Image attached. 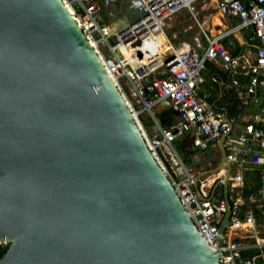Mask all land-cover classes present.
<instances>
[{"label":"water","instance_id":"water-1","mask_svg":"<svg viewBox=\"0 0 264 264\" xmlns=\"http://www.w3.org/2000/svg\"><path fill=\"white\" fill-rule=\"evenodd\" d=\"M160 110L178 116L169 101ZM226 136L197 179L228 170L212 248L62 1L0 0V264H221Z\"/></svg>","mask_w":264,"mask_h":264},{"label":"built area","instance_id":"built-area-1","mask_svg":"<svg viewBox=\"0 0 264 264\" xmlns=\"http://www.w3.org/2000/svg\"><path fill=\"white\" fill-rule=\"evenodd\" d=\"M61 1L100 57L149 151L168 176L206 243L212 248L217 246L225 203L221 187L213 193L197 179L213 160L209 161L206 153L215 152L220 156L218 142L226 134L224 162L230 167L228 195L233 226L245 222L240 217L244 195L246 190L256 186L257 174L262 187L257 197H250V202L258 204L264 218V0H250L248 4L241 0H221L219 3V9L238 20L233 30H253L251 41L257 42L258 47L252 58L245 61L243 55L234 57L226 49L221 36H207L204 52L193 48L180 51L167 39L168 22L184 11L196 18V6L204 0H132L129 9L134 21L112 35L100 0ZM165 44L169 46L168 52H165ZM209 63H215L227 72L229 82L225 87L238 104L236 112L229 113L216 105L213 85L203 89L202 72ZM241 68L244 69L242 74L239 73ZM166 101L178 109V121L164 127L155 113ZM146 116L156 124L152 132L145 128ZM184 137L187 139L185 152H190L195 166L185 163L174 148L175 142ZM164 153L173 157L179 168L178 174L170 175L166 171L161 157ZM222 170L226 174L222 177L216 174V183L228 174L227 169ZM197 183L204 200L196 192ZM245 218L257 224L253 211L247 212ZM256 237L257 244L252 247L263 251L264 238L259 237L258 231ZM247 249L242 244L226 241L221 264L228 261L249 264L238 259ZM229 253L233 254L227 259Z\"/></svg>","mask_w":264,"mask_h":264},{"label":"crops","instance_id":"crops-1","mask_svg":"<svg viewBox=\"0 0 264 264\" xmlns=\"http://www.w3.org/2000/svg\"><path fill=\"white\" fill-rule=\"evenodd\" d=\"M120 4L122 0H119ZM122 5L120 13L117 11V7L114 10L111 9V13L104 12L108 15V19L105 21L109 24V19L120 18L123 10H128L131 15L132 12L129 9V5ZM221 0H204L199 2L196 6V18H193L187 11L182 12L177 17L168 22L165 32L167 39L180 51L186 48H193L198 52H204L207 48V36L217 37L221 36L222 44L226 49L234 56L240 57L243 55V61L251 59L256 50L257 42L251 41L253 37V30H233L238 25V20L228 15L225 10L219 9V3ZM243 3L248 4L250 0H241ZM112 8V7H111ZM106 16V15H105ZM239 50V51H238ZM238 52V53H237ZM239 73H244V69L241 68ZM244 79L243 75L240 76ZM202 78L205 81L203 89H208V85L215 87V103L218 107L230 112L233 110V106H238L231 95L226 90V84L229 82V76L222 67L215 63H209L206 65V69L202 72ZM237 108V107H236ZM161 121H165L163 125L167 127L168 124L172 125L178 121V116H173L171 111L162 112L158 110ZM236 112V109L235 111ZM190 153V152H185ZM190 155V154H189ZM186 155V157H189Z\"/></svg>","mask_w":264,"mask_h":264},{"label":"rangeland","instance_id":"rangeland-1","mask_svg":"<svg viewBox=\"0 0 264 264\" xmlns=\"http://www.w3.org/2000/svg\"><path fill=\"white\" fill-rule=\"evenodd\" d=\"M129 1L130 0H122L121 4L122 5H127L129 3ZM104 17L106 19L105 12H104ZM134 19H135V17L133 15H131V13L128 10H123L122 13H121V17L120 18L109 19L110 22H109L108 25H109V28L111 30L110 34L112 35L113 32H120V31L126 29L127 27H129L132 24ZM155 114H156V117L158 118V120L161 123V118L159 117V111L157 110ZM144 119H146L145 120V128H147L149 132L154 131L156 124L153 122V120H151L149 118V116L144 117ZM186 141H187L186 137H184L183 139H180L178 142L176 141L175 144H174V148L176 149L179 157L185 163H189L190 165L195 166L194 161L190 157H185L184 156L185 151H186L185 150ZM220 156H221V154H220ZM220 156L218 154H216L215 152H213V154H212V152H207L206 153V157H207V159L209 161L213 158V160H211L210 165H207L208 166V170L215 168L219 164ZM161 157H162V162H163V164H164V166L166 168V171L170 175L179 173V168L176 166L175 161H174V159H173V157L171 155H168L167 153H164V154H161ZM219 174H217V175H219ZM215 175L216 174H211L209 176L201 178L200 184H203V186H205L209 190L213 191V188L215 186L213 183L215 182V180L217 178ZM224 176H225V174H224ZM219 191H221V189ZM217 198L219 199V195H218ZM246 221L247 220L245 218V222ZM254 225H255V228H253ZM256 231L259 232V237L260 238H264V223L254 224L253 221H251L249 227H246L245 229L242 228V226L238 227V225H235L230 231L228 230V232H227V241L231 242V243H234L236 245L242 244V246H245V247H248L249 249H252V246L254 244H257ZM232 233H235V234H232ZM2 246L9 247V244L3 243ZM233 253H235V252H233ZM233 253L227 254L226 258L227 259L230 258ZM263 258H264V255H263ZM238 259L241 260L240 257ZM242 262H244V261H242ZM231 263H232L231 261L225 262V264H231ZM251 263L254 264L255 263V259Z\"/></svg>","mask_w":264,"mask_h":264},{"label":"trees","instance_id":"trees-1","mask_svg":"<svg viewBox=\"0 0 264 264\" xmlns=\"http://www.w3.org/2000/svg\"><path fill=\"white\" fill-rule=\"evenodd\" d=\"M105 15H106V18L108 19L109 18L108 15L106 13H105ZM233 107H234L233 110H231L229 113H234L237 106H233ZM184 156L186 157L185 154H184ZM255 184H256V186L251 188V190H246V192H245L244 206L242 207V213H241L240 217L242 220H244L246 213L249 211H253L254 216L257 220V223L261 224V223H264V218L261 215V211L257 208L258 204H252L250 202V197L252 195L257 197L258 192L262 187V182L260 180L259 174H257V176L255 177ZM251 221L252 220L250 219L249 221H247L245 223H238V227L242 226V228L245 229L246 227H249ZM232 234H235V233H232ZM8 248L9 247H4V246L0 245V259L6 254ZM263 255H264V250L260 251L259 249L252 247V249H247L245 251H242L240 253V258L244 262H250V264H252L251 262H253L254 259H255L254 264H264Z\"/></svg>","mask_w":264,"mask_h":264},{"label":"bare ground","instance_id":"bare-ground-1","mask_svg":"<svg viewBox=\"0 0 264 264\" xmlns=\"http://www.w3.org/2000/svg\"><path fill=\"white\" fill-rule=\"evenodd\" d=\"M164 47H165V52H168V51H169V46L165 44ZM219 173H220V174H219ZM218 174H219L220 177H222V176H224V174H226V173H225V171L220 170V171L218 172ZM215 176L217 177V175H215ZM236 225H238V224H236ZM234 226H235V225H234ZM234 226H232V227L229 229V231H230Z\"/></svg>","mask_w":264,"mask_h":264},{"label":"flooded vegetation","instance_id":"flooded-vegetation-1","mask_svg":"<svg viewBox=\"0 0 264 264\" xmlns=\"http://www.w3.org/2000/svg\"><path fill=\"white\" fill-rule=\"evenodd\" d=\"M109 1H113V0H109ZM100 2L102 3L103 0H100ZM103 4V3H102ZM112 10H114V7L112 6ZM106 11V10H105Z\"/></svg>","mask_w":264,"mask_h":264}]
</instances>
